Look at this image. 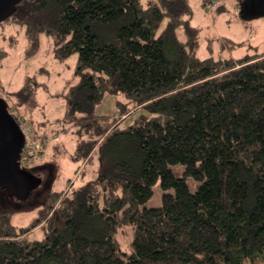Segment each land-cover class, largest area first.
<instances>
[{
    "label": "trees",
    "instance_id": "1",
    "mask_svg": "<svg viewBox=\"0 0 264 264\" xmlns=\"http://www.w3.org/2000/svg\"><path fill=\"white\" fill-rule=\"evenodd\" d=\"M191 14L189 0L16 3L5 20L25 26L27 56L39 52L42 34L56 59L78 55L55 97L65 99L61 121L77 128L79 151L110 146L115 158L109 175L51 192L32 227L17 229L0 207V264H264V52L199 57ZM38 88L48 85L28 74L12 93L17 106L39 108ZM106 92L125 93L124 113L128 104L146 113L126 127L96 114ZM31 136L38 144L26 162L48 138L37 128ZM157 183L161 204L148 207ZM39 224L45 237L30 239ZM124 226L135 231L129 253L117 238Z\"/></svg>",
    "mask_w": 264,
    "mask_h": 264
},
{
    "label": "rangeland",
    "instance_id": "2",
    "mask_svg": "<svg viewBox=\"0 0 264 264\" xmlns=\"http://www.w3.org/2000/svg\"><path fill=\"white\" fill-rule=\"evenodd\" d=\"M209 1L211 0H189L192 8L190 23L197 28L199 35L197 49L199 57L238 59L248 54L264 52V16L248 20L242 18L239 5L241 0H221L213 8L209 6ZM41 36L43 39L40 43V52H38L40 57H36L38 53L34 56H27L28 37L25 26L15 20L0 22V49L6 51L0 59V69L2 71L5 69L8 75L11 69H16L17 74H24L21 82H24L28 74H35L39 82L48 85L47 91L44 88H38L37 100L40 106L36 109L28 104L17 106L19 105L18 99L12 94L15 91H10L5 85L6 92H0L7 98L12 108L19 110L28 118L27 120L23 116L18 118L25 130L33 131L37 128L38 134L44 133L48 137L45 143L42 141L39 143V146L46 144L45 147L42 146V152L39 153L40 149H38V154L36 153L32 160L22 162V168L30 169L29 173L36 178V183L29 193L26 196H18L7 186H0V207L11 212L12 224L17 229L32 227L38 222L41 209L46 205L51 192L67 191L72 186L78 187L103 174L109 175L113 170L112 163L115 158L111 155L113 151L110 146L104 153L99 147L88 155L79 151L80 136L77 128L61 121L66 110L65 99L52 97L49 92L52 91L51 83L54 77L52 70L57 73L58 68L64 69L65 66H59L60 60L56 59L53 54L51 37L45 34ZM178 36L180 39L185 37L182 28L178 30ZM50 53L58 61L54 60L50 64L51 61L48 58L47 62H42ZM2 77H0L1 83L4 82ZM128 101V97L123 92H106L96 104L95 113L110 115L119 120L122 118L120 126L126 127L132 124L137 116L146 113V109L134 108L131 104H128V109L124 113L120 102ZM41 121L45 122L41 128H38L37 124ZM64 127L69 128L63 129ZM172 168L179 176L182 175L183 165H174ZM187 182L192 190H196L199 186V182L191 178ZM154 189L153 197L146 204L148 207L161 204L160 184L157 183ZM28 235L30 239H43L45 230L39 224L33 227ZM134 236L135 231L131 226H124L119 230L117 238L123 251L128 253L132 251L131 243Z\"/></svg>",
    "mask_w": 264,
    "mask_h": 264
},
{
    "label": "water",
    "instance_id": "3",
    "mask_svg": "<svg viewBox=\"0 0 264 264\" xmlns=\"http://www.w3.org/2000/svg\"><path fill=\"white\" fill-rule=\"evenodd\" d=\"M21 0H0V22L11 16ZM242 18L264 16V0H242ZM26 136L6 101L0 97V186H7L18 196H26L36 178L22 168V151Z\"/></svg>",
    "mask_w": 264,
    "mask_h": 264
},
{
    "label": "crops",
    "instance_id": "4",
    "mask_svg": "<svg viewBox=\"0 0 264 264\" xmlns=\"http://www.w3.org/2000/svg\"><path fill=\"white\" fill-rule=\"evenodd\" d=\"M42 39H43V37L41 36V41H42ZM51 40H52V38H51ZM39 54L40 53H38V55L36 57H40ZM51 54L52 53H50V55L48 57H45V58H44V54H43L44 59L42 62H47L48 58L51 61L50 64H52V62L54 60L58 61L55 58H53V56ZM77 60H78V55L74 54L64 61H59V63H58L59 66H61V65L65 66L64 69H66V70H64L62 68H58L57 73H54V70H52L51 73L54 75V77H53L52 83H51L52 91L51 90L49 91L50 95L52 97H55L56 94H58L60 91H62L65 84L71 79V77L73 75L74 68H75L76 63H77ZM33 62H34V60H33ZM5 71H6L5 69L3 71L0 69V77L3 76L2 78L4 81L2 84L5 85L8 89H10V91H17L23 83V81L21 82V80H22V77L24 74L23 75L17 74L16 69H11V71L9 72V75ZM5 75H6V78H4Z\"/></svg>",
    "mask_w": 264,
    "mask_h": 264
},
{
    "label": "built area",
    "instance_id": "5",
    "mask_svg": "<svg viewBox=\"0 0 264 264\" xmlns=\"http://www.w3.org/2000/svg\"><path fill=\"white\" fill-rule=\"evenodd\" d=\"M220 1L221 0H211V1H209L208 4L210 7L213 8L216 5H218L220 3ZM17 120H19V119L17 118ZM19 121L21 122V120H19ZM21 125H22V123L20 124V126ZM21 128L23 129L25 136H26L25 146H24L23 151H22V159H21V164H22V162H26V159H25L26 156L33 151L35 145L38 142L35 140V138H32L30 130H28V129L25 130L23 128V125Z\"/></svg>",
    "mask_w": 264,
    "mask_h": 264
}]
</instances>
